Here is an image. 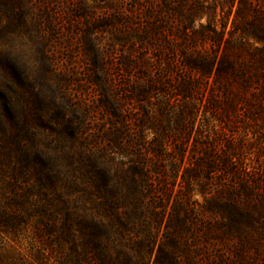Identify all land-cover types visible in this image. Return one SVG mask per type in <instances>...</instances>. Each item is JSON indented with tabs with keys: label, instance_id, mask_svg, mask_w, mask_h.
<instances>
[{
	"label": "trees",
	"instance_id": "trees-1",
	"mask_svg": "<svg viewBox=\"0 0 264 264\" xmlns=\"http://www.w3.org/2000/svg\"><path fill=\"white\" fill-rule=\"evenodd\" d=\"M208 1L153 0L151 29L163 34L168 44L173 46L177 38L186 37L193 47L210 43L222 50L218 57L206 54L207 63L186 55L184 68L189 75L181 77L174 90L182 92L186 104L195 77L209 82L213 78L223 97L211 94L205 112L222 110L219 121L228 124V132L218 133L212 144L204 145L196 161L183 166L181 204L173 206L164 220V196L145 190L144 163L121 161L113 167L110 151L88 143L82 129L84 117L64 90V80L52 85L55 67L48 50H41L42 71L32 81L5 49L8 41L30 28L35 0H0V227L38 228L39 234H48L59 248L67 246L62 264H183L182 234L201 223L202 212L190 200L191 182L199 172H215L224 177L219 178L224 183L230 178L239 181L238 191L246 196L262 187L264 133L259 129L255 141H244L234 128L241 122L255 130L264 124V49L242 42L233 45L232 41L235 32L241 34L236 37L239 41L251 32L264 37V6L260 9L249 0H225L232 7L237 4V9L233 30L227 31L230 38L224 39V26L219 31L212 17L216 0ZM203 14L210 19L196 26ZM223 74L232 76L237 89L223 82ZM151 84L152 89L163 92L171 88L164 79ZM258 120L262 123L256 127ZM152 144L158 156L171 150L167 144ZM254 145L253 155L260 161L251 167L246 154ZM185 147L180 144L178 151L184 154ZM136 174L143 176L137 178ZM239 209L236 201L217 198L209 208L228 231L240 221ZM162 223L164 239L156 243ZM137 256L140 263H136Z\"/></svg>",
	"mask_w": 264,
	"mask_h": 264
},
{
	"label": "rangeland",
	"instance_id": "rangeland-1",
	"mask_svg": "<svg viewBox=\"0 0 264 264\" xmlns=\"http://www.w3.org/2000/svg\"><path fill=\"white\" fill-rule=\"evenodd\" d=\"M249 1L260 9L264 6L262 0ZM153 9V0H35L30 28L8 41L5 49L32 81L42 71L41 50H48L55 67L52 85L60 84V78L64 80V90L84 117L82 129L88 143L110 151L115 159L113 167L121 161L144 163L148 180L145 190L156 197L164 196L166 220L173 206L181 204V169L196 161L204 145L212 144L218 133L228 132V124L219 121L222 110L205 112L211 94L223 97L213 85V78L209 82L195 77L186 104L182 92L174 90L180 78L189 75L184 68L186 55L206 62V54L218 57L222 50L210 43L193 47L186 37L177 38L173 46L168 44L163 34L151 29ZM236 9L237 4L232 7L225 0L215 1L212 17L219 31L224 26V39L230 38L227 31L233 30ZM209 19L208 14L200 15L195 25ZM175 24L179 26V22ZM235 33L233 45L242 42L264 49L263 36L251 32L239 41L236 37L241 34ZM215 67L214 63L212 73ZM160 79L169 82L170 91L151 88V82ZM222 80L237 89L230 74H223ZM240 105L238 102L237 108ZM261 123L258 120L256 127ZM234 129L240 140L255 141L260 136H256L257 130L264 133V124L255 130L241 122ZM155 141L167 144L171 150L158 156L152 150ZM180 144L186 146L184 154L178 151ZM251 149L244 154L247 164L254 167L260 160L253 155L255 145ZM261 160L264 165V154ZM178 166L182 168L178 170ZM197 175L191 182L190 200L202 212L201 223L182 234L183 264H264V181L261 188L246 196L238 191L239 181L230 178L224 183L219 179L224 177L206 170ZM261 176L264 178V174ZM136 177L141 178L139 174ZM232 186L237 187L236 191ZM215 198L236 201L240 208V221L235 222L233 230L221 227L218 217L211 214L209 208ZM37 230L31 225L0 227V264H62L67 246L59 248L48 234ZM164 231L162 223L156 243L164 239ZM139 260L137 256L136 263Z\"/></svg>",
	"mask_w": 264,
	"mask_h": 264
}]
</instances>
